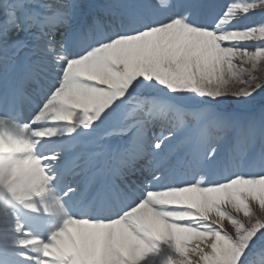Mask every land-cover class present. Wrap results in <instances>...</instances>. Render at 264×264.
Here are the masks:
<instances>
[{"label":"snow or ice","instance_id":"1","mask_svg":"<svg viewBox=\"0 0 264 264\" xmlns=\"http://www.w3.org/2000/svg\"><path fill=\"white\" fill-rule=\"evenodd\" d=\"M116 7L110 26L81 20L68 25L60 39L57 30L68 16L61 7L46 0H10L0 8L6 37L19 41L25 26L47 29L35 36V67L28 68L38 80L39 97L31 121L0 118V169L11 173L10 193L21 202L30 196L34 203L26 207L44 214L51 211L45 199L51 191L60 193L56 207L71 202L76 189L59 190L58 162L61 153L83 146L87 138L98 150L85 155L89 162L104 158V190L116 201L101 206L99 214L75 211L50 242L32 237L17 222L16 232L25 236L16 241L26 249L20 255L28 264H142L164 242L176 253L168 264H264V219L252 214L253 204L264 210V113L259 153L247 161L259 171L228 169L226 178L205 184L203 178L174 181L167 169L156 167L142 188L122 192L115 183L121 170H132L138 159L159 162L171 156L170 146L187 153L185 164L194 172L215 165L219 147L210 146L214 131L243 126L245 142L255 145L257 122L251 114L200 105H219L227 96L247 100L262 87L239 73L246 71L243 64L255 67L264 60V44L250 51L245 43L264 40V19L238 25L250 15L264 18V0L229 3L212 24L198 21L190 6L177 9L171 0L154 5L168 13L164 19L135 0ZM89 29L96 30V37L74 50ZM49 59L54 75L45 85L40 78ZM233 80L248 87L234 90L229 87ZM157 125L166 134L154 131ZM219 139L226 141V136ZM42 140L56 143L57 150L37 155ZM239 155L234 148L225 163ZM228 206L248 218L247 226ZM225 218L235 235L225 230Z\"/></svg>","mask_w":264,"mask_h":264},{"label":"bare ground","instance_id":"2","mask_svg":"<svg viewBox=\"0 0 264 264\" xmlns=\"http://www.w3.org/2000/svg\"><path fill=\"white\" fill-rule=\"evenodd\" d=\"M145 2L150 3L151 6L149 7V11H152L155 13L157 18L159 19H164L165 16L168 13H164L160 11L159 8L154 7L156 0H144ZM221 1V0H219ZM223 1V0H222ZM221 3L223 4V10H225V6L229 3L232 2H239V0H229L226 3L223 1ZM173 4L177 5V9H179L180 6L186 5L190 6L191 10L194 14V17L196 19H201L200 22L205 21L207 24H212L213 21L217 18L216 15L218 12L215 13V9L217 6L218 1L217 0H196L194 3V0H171ZM200 3V5H199ZM8 4V2L6 3ZM148 6H150L147 3H144ZM57 7H61L64 11L67 10V7L65 6V2H62V0H58ZM199 5V6H198ZM2 4L0 2V8H2ZM222 10V11H223ZM259 12V9L257 10V13ZM243 16V14H241ZM198 17V18H197ZM251 17V18H250ZM264 19L260 17L258 14L256 15H250L247 19H242L240 22V25L238 26H244L247 24H259L260 21ZM25 28H28V26H25ZM38 29V28H37ZM40 32L41 30L38 29ZM62 29L59 27L58 32L61 33ZM65 33V31H64ZM63 33V34H64ZM5 34V32L3 33ZM62 34V35H63ZM1 35V33H0ZM6 37V36H5ZM62 36H59L57 34V39H60ZM95 37L91 34V32L87 31L86 35L81 41H78L77 44L73 45L74 50H78L77 45L78 44H86L90 43ZM249 48L250 51L255 50V46L257 44H264V40H254V41H249L245 42ZM10 53L6 51V48L4 44L0 45V76L2 77L3 72L6 70L8 64L11 62L9 58ZM36 58V57H34ZM9 62V63H7ZM237 64H240V61H236ZM26 67H29L31 63H25ZM243 69H246V71H243L244 76L252 75L253 77H258V75L264 77V60L260 61L257 63L255 67H253L252 64L250 63H245L242 65ZM54 75V66L51 63V60H47L46 63V68L44 74L41 76V81L46 85L48 80L52 78ZM251 76V77H252ZM261 77V79H262ZM242 80H245L244 78H241ZM247 81L252 83L253 85L258 84L260 81V77L257 80H254L253 78H248ZM264 85V83H263ZM24 86V85H23ZM238 89L240 88H245L248 87V84L241 83ZM37 101V100H36ZM38 101L36 102V104ZM213 110V109H212ZM217 111V110H214ZM261 113H264V107L263 109L256 111V113H249L251 114L256 122L259 124L260 116ZM248 114V115H249ZM33 117V116H32ZM0 118L2 117V113H0ZM33 127H37L38 125L33 124ZM258 127V125H257ZM156 131V130H155ZM236 130L232 129V132H235ZM160 132V131H159ZM216 132L215 135L218 133L219 137L223 135V132L221 131H214ZM231 130L229 129L227 131L226 135V141H221L220 139H217L219 142V151L229 142L231 141L230 136ZM166 134V133H164ZM151 135V133H150ZM222 137V136H221ZM230 138V139H229ZM47 139V138H45ZM54 139V138H53ZM4 142L3 138L0 137V147L1 143ZM39 149L42 154H49L55 150H57L58 145L54 142H46L44 140L41 141V144H39ZM210 146L212 145V142L210 141ZM97 149L94 147L90 139H84L83 146L77 147L76 149H73L70 152H63L61 153V169L63 165L65 164L66 161L70 160L71 162V167L70 169L72 170L73 165L74 169L78 170V178L76 179L77 182L80 179H83L84 177L81 176L82 172L88 169V166L92 165V162H97L99 166H102L104 168V162H103V157H92L91 162H89V156L85 155V153H92L93 151H96ZM170 151H172V155L169 157H166L165 159L160 160L159 162L153 161L151 157L147 158H141L138 159L135 162V166L132 170H121V175L120 179H117L115 181L116 185L120 184L124 186V183L122 182V178L126 176L130 178V183H132L133 180H137L138 174H141L143 170H146L147 168H150V172L153 173L156 167H162L168 170L169 174H172V171L175 169L181 170L180 173H178V178L176 181H190V182H195L197 180H200L203 178L204 183L206 184L209 179L213 181H220L223 179L221 173L219 172V166L221 162V157L218 156L217 158V163L215 165H210L206 167L204 170L200 172H194L190 168H188L185 164V160L187 159V153L184 151H175L172 146H170ZM39 154V153H36ZM14 157L17 155L15 153L12 154ZM88 159V162H87ZM59 160V161H60ZM42 163L48 164L49 161H43ZM55 163V162H53ZM89 163L87 166L86 164ZM152 163V164H151ZM59 164V162H58ZM137 173H132L133 171ZM183 170H187L186 173H182ZM60 175V174H59ZM103 175L100 173L96 174L95 176V181L97 180L98 183H101L103 180ZM92 183H89L87 189H93V180H91ZM11 183V173L10 172H5L4 170L0 169V196L3 198V201H0V264H28V261L25 260L20 253L25 252L26 249L19 247L16 241H18L21 238H25L24 233H18L15 230V225L17 222L21 223L23 225V228L26 232H29L32 237L42 239L44 242H48L46 239L53 234L55 231H58L62 229L63 221L68 218V216L76 215V212L78 215H83L85 213L84 210L79 211L80 209L78 205L73 206L74 209L73 211L69 210L63 201V207H56V199L57 195L54 193L50 192L49 195L45 198L48 203L51 205V211L49 214H44L43 210L40 212H36L32 210L29 207H26L27 205H30L31 203H34L32 201V198L29 196L25 198L22 202L18 199H16L10 191L7 193L6 192V186ZM167 183V181H166ZM77 183L72 185V188H76ZM90 192L89 197L92 196V194L95 192V190ZM79 194V192H74L71 194L72 200L71 202L73 203V196ZM115 201V200H114ZM69 202V203H71ZM116 203V201H115ZM80 204V203H79ZM64 206H66L64 208ZM84 207H86L84 205ZM253 208V216L254 217H259L261 219H264V210L259 209L255 204L252 206ZM76 211V212H75ZM17 215H19L17 217ZM234 216V214H232ZM236 218L241 220L242 222L245 223V225L248 222V218L243 215L242 212L237 213L236 212ZM225 222L226 218L223 221V225L225 228ZM253 222L255 220L253 219ZM235 234V233H234ZM162 249V253L155 254V252L151 253L143 262L142 264H168L169 258L170 257H175L176 253L174 251V248L168 244L161 242L158 249ZM157 253V252H156ZM31 255H35V253H30Z\"/></svg>","mask_w":264,"mask_h":264},{"label":"rangeland","instance_id":"3","mask_svg":"<svg viewBox=\"0 0 264 264\" xmlns=\"http://www.w3.org/2000/svg\"><path fill=\"white\" fill-rule=\"evenodd\" d=\"M91 1H93V0H68L67 1L66 7H68L67 8V13H68L67 18H68L69 24L67 23L66 24L67 25L66 27H68V25H75V24H77L78 19H79L78 17H80L79 15H80L82 9L84 8V6L87 3H90ZM122 1L127 2V0H113L112 2H113L114 5L118 6L119 4H121ZM142 1H144V0H139V2H142ZM195 1L196 0H194V3H195ZM46 2L49 3V4H52V5L58 6L57 5L58 0H46ZM135 2L138 3V4H142V3H139L137 0H135ZM146 3L151 5V2L150 3L146 2ZM70 5H77L78 7L74 10V9H72V8L69 7ZM142 5H144V4H142ZM73 12H75V14H73ZM29 28H31V27H29ZM34 32H35L34 29H30L29 30L28 33L30 34L31 38L29 40L30 42H28V43H34V41H33V39H34L33 33ZM92 34H94V31H92ZM26 39L27 38L24 37V36H22V35H20L19 41L15 40V39H12V41L14 42L13 46H15V45L16 46L22 45L23 42H27ZM242 74H244V73L243 72H240L239 73V75H240L241 78H244L245 77V80L244 81H247L248 78H253L254 80H257L260 77V81L258 82V84L262 85V87L257 91L256 94H254V97H249L247 100H244L243 98H241V99L238 100V99H236L233 96H227V97L221 98L223 102L221 104H219V105H217V104H215V102H213L211 105H200V106L201 107H208V108H211L213 110H216L215 109L216 106H220V107L224 108V104H227V105L235 106L236 112H238L242 108H246L247 102H252V100H254V99H255L254 102L259 101L260 104L263 105L264 104V85H263V83H264V77L258 75V77L255 78L252 75H251L252 76L251 77L250 75L244 76ZM261 77H262V79H261ZM238 84L241 85V82L238 81V80H233L230 83L229 87L235 90V89H238L239 88V86H237ZM197 103H198V101H197ZM189 110H192V107H189ZM231 112H233V110ZM171 119L172 118L169 117V120H171ZM186 123L189 126H191L194 123V121H192V119L189 117L188 119H186ZM154 130L160 131V132H165L166 131L165 128H161L159 125H157L156 129H154ZM3 147H4V142L1 143L0 151L3 150ZM9 191L10 190L6 186V192L8 193ZM0 201H3V198L1 196H0ZM228 210L230 212H232V214H234V216H236V212L231 208V206H228ZM247 224H248V222H247ZM247 224H246V226H247ZM225 230L228 233H230L232 235H235L234 234L235 233V228L231 224L230 220H228L227 218H226V222H225Z\"/></svg>","mask_w":264,"mask_h":264}]
</instances>
